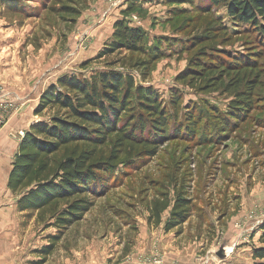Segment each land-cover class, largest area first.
<instances>
[{
    "label": "rangeland",
    "instance_id": "1",
    "mask_svg": "<svg viewBox=\"0 0 264 264\" xmlns=\"http://www.w3.org/2000/svg\"><path fill=\"white\" fill-rule=\"evenodd\" d=\"M127 1L17 0L11 10L0 5V84L7 90L20 85L28 95L40 96L60 76L89 78L106 71L124 55L97 59L111 35L104 28L110 30L116 18H124L122 6ZM137 3L140 11L125 20L147 34L148 45L158 39L168 46L166 57L152 65L143 86L153 87L165 102L172 91L180 95L181 126L184 108L197 113L195 106L210 104L225 110L232 100L219 85L205 92L189 79L176 81L202 49L207 54L248 56L255 62L258 83L250 95L252 109L230 132L217 133L211 121L214 128L197 134L194 141L171 138L160 144L155 157L135 158L131 169L120 166L102 195L90 199L93 208L63 234L43 264H254L252 251L259 246L255 235L264 221V39L250 27L233 25L222 6L208 15L201 13L210 7L209 0ZM178 11L183 14L175 18ZM216 18L226 32H218L212 23ZM207 30L212 36L207 47L182 49L192 38L205 37ZM82 64L87 67L82 69ZM116 70L141 83L134 69ZM245 89L244 85L241 90ZM201 112L209 117V112ZM179 192L190 203V217L166 232L164 225ZM154 202L168 205L157 226L153 219L148 221ZM24 216H12L5 225L9 234L0 237L4 246H10L11 264L39 262L38 252L47 246L48 236L56 234L37 226L34 217ZM223 243L231 255L220 261L213 252Z\"/></svg>",
    "mask_w": 264,
    "mask_h": 264
},
{
    "label": "trees",
    "instance_id": "2",
    "mask_svg": "<svg viewBox=\"0 0 264 264\" xmlns=\"http://www.w3.org/2000/svg\"><path fill=\"white\" fill-rule=\"evenodd\" d=\"M0 5L11 10L17 0ZM209 5L200 12L208 15L212 8L222 6L233 25L250 27L264 39V0H209ZM136 11H140L137 0H128L122 11L124 18L113 23L112 33L97 55V59L124 55L122 59L89 78L83 75L57 78L40 94L33 110V116L40 120L29 126L18 144L7 178V188L17 198L16 209L24 217H34L36 225L44 231H56L38 252L42 259L36 264H43L63 234L83 220L93 208L90 199L102 195L120 166L131 169L135 158L155 157L160 144L171 138L194 141L197 134L211 128L212 122L219 129L217 133L230 132L252 109L250 95L258 83L255 62L248 56L207 54L202 49L212 37L207 30L205 37H194L187 46L182 45L184 51L202 50L194 54L186 72L176 81L189 79L199 91L205 92L219 85L232 100L225 110L210 104L195 106L197 113L184 108L185 125L181 126L180 95L172 91L165 102L153 87L143 86L152 65L166 57L168 46L165 40L158 39L148 45L147 34L125 20V16ZM174 13L175 18L183 14ZM212 23L218 25V32L226 30L217 18ZM86 67L81 65L82 69ZM118 67L137 71L141 83L130 74L117 71ZM229 78L232 80L225 82ZM244 85L247 90H241ZM202 110L210 113L208 118L202 116ZM167 208V203L154 202L148 221L153 219L157 226ZM190 209L185 194L179 192L164 230L170 232L182 226L190 217ZM258 244L251 258L254 264H264V222L259 228Z\"/></svg>",
    "mask_w": 264,
    "mask_h": 264
},
{
    "label": "crops",
    "instance_id": "3",
    "mask_svg": "<svg viewBox=\"0 0 264 264\" xmlns=\"http://www.w3.org/2000/svg\"><path fill=\"white\" fill-rule=\"evenodd\" d=\"M122 7L124 9L125 5ZM116 19L110 24V30L108 27L104 28L107 29L110 34L112 32V25ZM15 86L17 87L14 88L15 90H7V88L4 87L11 98H17L15 104H18V111L14 114L12 113L13 111L9 112V118L0 124V237H5L9 234V231H6L8 226L5 227V225L10 222L12 216L17 218V215H19L16 209V201H14L16 197L13 196L7 188L8 174L19 144L14 138L18 137L20 133L24 134L29 126L36 122L33 120L37 118L33 116V110L39 99V92L28 95V91L23 89L20 85ZM21 139L22 138H20V141ZM257 236H259V231H256L255 237ZM2 242H5V240H0V264H11L10 246L8 244L4 246ZM238 245L240 244H237L235 249Z\"/></svg>",
    "mask_w": 264,
    "mask_h": 264
},
{
    "label": "built area",
    "instance_id": "4",
    "mask_svg": "<svg viewBox=\"0 0 264 264\" xmlns=\"http://www.w3.org/2000/svg\"><path fill=\"white\" fill-rule=\"evenodd\" d=\"M15 98L16 97L11 98L5 87L0 84V124L3 123L7 118H9V112L13 111L12 113L14 114L18 111V104H15L17 102V98ZM23 135V133H20L18 137L22 138ZM263 222V220L260 221V224L258 225L261 226Z\"/></svg>",
    "mask_w": 264,
    "mask_h": 264
},
{
    "label": "water",
    "instance_id": "5",
    "mask_svg": "<svg viewBox=\"0 0 264 264\" xmlns=\"http://www.w3.org/2000/svg\"><path fill=\"white\" fill-rule=\"evenodd\" d=\"M14 138V137H13ZM15 141L20 142L19 137L14 138ZM213 255L220 261H225L231 255V250L223 243L219 246V248L213 252Z\"/></svg>",
    "mask_w": 264,
    "mask_h": 264
}]
</instances>
